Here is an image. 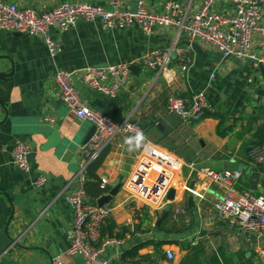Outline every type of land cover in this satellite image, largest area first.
Segmentation results:
<instances>
[{"label":"crops","instance_id":"crops-1","mask_svg":"<svg viewBox=\"0 0 264 264\" xmlns=\"http://www.w3.org/2000/svg\"><path fill=\"white\" fill-rule=\"evenodd\" d=\"M11 1L41 12L65 0ZM85 1L107 5V0ZM145 2L149 8L162 11L165 0ZM136 4L137 0H130L128 9L135 11ZM191 4L193 8L199 7L200 0ZM50 33L61 44L54 58L42 39L0 30V72L12 71V75L0 77V264H53L57 256L67 264H87L83 258L66 254L73 218L66 196L76 187L80 142L92 125L77 119L58 98L53 79L58 70L76 74L81 99L90 108L117 122L130 118L147 125L142 130L141 149L118 135L98 157L101 162L95 174L99 188L103 189V183L108 192L120 184L108 203L113 208L110 220L116 229L133 230L146 208L151 217V221L145 219L141 224L147 230L134 237L129 235L122 244L107 249L106 256L112 262L129 264L121 259L122 255L140 241L147 244L134 259L149 256L153 264H264V233L220 219L214 208L228 186L238 193L264 195V161L256 162L251 156L255 148L264 152V138L256 135L264 127V65L223 57L217 49L196 42L200 51L192 49V63L185 72L180 71L172 53L168 65L174 75L172 82L167 83L163 75L140 66L138 72L130 71L127 85L112 98L88 89L79 71L85 67L132 63L154 48L185 46V36L172 28H157L146 35L136 24L103 29L100 19L79 21L64 32L52 29ZM197 91H204L218 117L204 116L187 123L167 110L170 97L190 98ZM46 117L55 122L51 124ZM58 123L62 139L71 143L75 156L65 159L64 149L40 150L46 134ZM145 135L151 138L146 141ZM232 138L236 140L230 144ZM15 140L31 149V143L34 144L27 173L29 183L11 161ZM232 145L235 149L227 151ZM148 146L164 149L181 161L173 185L175 200L169 211L171 217L174 208L186 209V214L176 222L180 232L170 230V217L156 225L163 210L146 207L124 188L141 150ZM219 159L235 161L238 170L234 171L240 173L239 178L229 184H215L194 168L196 163ZM39 177L46 182L36 188L34 181ZM189 195L192 208L188 205ZM164 241L169 243L159 246ZM167 251L173 252V260L166 258Z\"/></svg>","mask_w":264,"mask_h":264},{"label":"built area","instance_id":"built-area-1","mask_svg":"<svg viewBox=\"0 0 264 264\" xmlns=\"http://www.w3.org/2000/svg\"><path fill=\"white\" fill-rule=\"evenodd\" d=\"M192 1L183 3L165 0L163 10L156 11L149 8L145 0H137L135 11H131L128 9L130 0H107L106 6L85 0H65L39 12L11 0H0V30L42 39L50 57L54 58L61 44L53 38L51 30L64 32L79 21L89 23L100 19L103 29L136 24L146 35L157 28H172L185 36L187 45L175 49L154 48L141 59L132 62L157 75H163L167 83L174 79L173 73L168 69L172 53L180 71H187L192 63L193 42L213 47L226 58L250 59L255 64L264 65V0H200V6L196 8H193ZM132 63L85 67L79 71L80 79L88 89L115 98L128 83L129 65ZM53 79L60 101L77 119L87 121L95 127L90 140L80 145L79 166L74 176L76 187L66 196V201L73 210L66 254L83 258L87 264H115L106 256L107 249L122 244L130 234L117 238L101 233L113 208L110 204L98 206L88 202L85 189L87 169L116 136L123 135L129 141L134 138L142 139V130L130 118L117 122L86 105L70 72L58 70ZM167 110L187 123L201 120L207 112H215L204 91L194 92L190 98L170 97ZM45 120L51 124L55 122L51 117H46ZM32 154L33 150L29 145L16 142L10 152L11 161L28 173ZM251 156L256 162L264 161V152L258 148L252 151ZM180 168L181 161L170 152L154 146L145 147L125 181L124 188L131 197L139 199L146 207L163 210L167 204L166 194L173 187ZM196 172L215 184H229L240 176L238 171L212 167L200 168ZM45 182L44 177H39L34 181V186L39 188ZM100 187L104 189L105 185L102 183ZM214 208L218 218L248 231L259 229L264 233V195L238 193L232 186H228L223 189ZM185 214V208L176 207L171 213V220L178 222L179 217ZM166 258L173 260V252L167 251ZM53 264L67 263L61 256H57Z\"/></svg>","mask_w":264,"mask_h":264},{"label":"water","instance_id":"water-1","mask_svg":"<svg viewBox=\"0 0 264 264\" xmlns=\"http://www.w3.org/2000/svg\"><path fill=\"white\" fill-rule=\"evenodd\" d=\"M15 36L17 35H23L22 33L19 32H14L13 33ZM191 47L193 50L195 51H200V47L197 43L193 42L191 44ZM247 62H252L250 59L247 60ZM129 70L132 73H136L140 70V65L138 64H131L129 65ZM12 75V71L8 74V73H3L0 72V77H8ZM71 78L72 81L75 85L76 88H81L80 84L77 81L76 78V74L75 73H71ZM0 104H2V102L0 101ZM131 122H134L133 120H131ZM137 126L141 129L144 130L146 128V124L140 123V122H136ZM60 125L61 123H58L57 125H54L52 127V131L48 132L46 134V141L43 145H41L40 150L41 151H48L51 148H58V149H64L65 151L63 152V157L65 159L71 157V156H75L74 155V148L72 147L71 143L68 142L67 139H62L61 135H60ZM95 132V127L92 125L89 132L83 137L82 141L80 142L81 145L87 143L90 138L93 136ZM234 140H236V138H232L229 140L230 144L234 142ZM16 142V140L14 141ZM75 145L76 143L73 142ZM132 143H134L136 145V147L138 149H141L144 146V142L142 141V139L139 138H134L132 139ZM31 145H33L32 149L34 148V144L31 143ZM233 149H235V147L229 148L227 151L231 152ZM204 167H212L214 169H229V170H238V164L233 161L232 159H228V160H224V159H219V160H206V161H202L199 163H196L194 165L195 170H199L200 168H204ZM15 170L21 174V176L26 180L27 183H29V178H28V174L25 173L24 171H22L18 166L15 165ZM120 188V184L116 185L115 187L111 188L108 192H106L105 194L100 195L98 198L93 199V198H89L88 202L92 205H98V206H103L108 204L112 197L116 195V193L118 192ZM175 188L171 187L167 194H166V200H167V204L165 206V208L163 209V212L161 214V216L159 217V219L156 222V225H158L162 220L166 219L169 211L171 209V203L174 202L175 200ZM188 205L189 208L193 207L192 204V196L189 195L188 196ZM193 214L195 215V217H198V213L196 211H193ZM140 242V241H139Z\"/></svg>","mask_w":264,"mask_h":264},{"label":"trees","instance_id":"trees-1","mask_svg":"<svg viewBox=\"0 0 264 264\" xmlns=\"http://www.w3.org/2000/svg\"><path fill=\"white\" fill-rule=\"evenodd\" d=\"M205 116H214V117H218V114L214 113H209L207 112L205 114ZM154 124V122L152 123ZM220 125H223V121H221ZM260 139L264 138V127L258 129V132L256 134ZM100 158H97L95 161H93L88 169H87V175H86V182H85V189H86V193L88 198H93L96 199L100 196V194H102V192H107V189H100L99 188V184H98V179L97 176L95 174V171L97 169V167L100 165ZM105 192V193H106ZM170 217V213L168 214L167 218L163 221H167V219ZM171 218V217H170ZM147 219L149 221H151V217L149 215L148 209H144L143 210V217L141 218L140 224L134 226L133 230H130L128 227H122L120 228V230L116 229V225L112 220H108L107 224L102 228V234L108 233L110 236H115L117 238H123L126 234H130L132 237H134V235H136V233L140 234V232H144L146 229H142L141 228V224L143 223V221ZM172 221V220H171ZM170 230L172 231H176V232H180L179 227H176V222L172 221V226L170 228ZM169 243L168 241H164L162 243L159 244H167ZM147 243L144 242H139L137 243V245L133 246V248L127 250L123 255H122V260L124 262H127L129 264H133V263H141V262H145V264H153V262L150 260L151 257L147 256L144 258H140V259H134L136 258L137 252L140 248H142L143 246H145Z\"/></svg>","mask_w":264,"mask_h":264},{"label":"rangeland","instance_id":"rangeland-1","mask_svg":"<svg viewBox=\"0 0 264 264\" xmlns=\"http://www.w3.org/2000/svg\"><path fill=\"white\" fill-rule=\"evenodd\" d=\"M149 138H151L149 135H145L144 139L147 141Z\"/></svg>","mask_w":264,"mask_h":264}]
</instances>
